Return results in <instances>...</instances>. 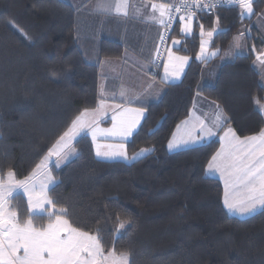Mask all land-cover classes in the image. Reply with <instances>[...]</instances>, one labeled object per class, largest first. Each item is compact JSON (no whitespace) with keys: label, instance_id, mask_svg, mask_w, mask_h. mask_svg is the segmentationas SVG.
Wrapping results in <instances>:
<instances>
[{"label":"trees","instance_id":"obj_1","mask_svg":"<svg viewBox=\"0 0 264 264\" xmlns=\"http://www.w3.org/2000/svg\"><path fill=\"white\" fill-rule=\"evenodd\" d=\"M252 4L256 16L264 0ZM242 13L239 6L200 15L207 27L218 17L224 28L213 47L225 50L251 22H240ZM252 29L247 52L225 62L214 85L200 86L203 63L192 60L180 82L165 84L161 97L144 106L127 149L151 147L146 156L100 159L83 134L74 142L77 155L52 166L55 207L67 210L73 227L96 235L104 252L125 254L129 264H264V209L247 218L230 215L222 182L206 175L219 139L168 150L197 93L217 102L240 135L264 129L257 107L264 87L254 67L264 39ZM197 44L196 35L183 51L194 55ZM123 52L120 43L79 36L76 10L65 0H0V176L13 171L24 179L34 172L71 122L97 106L101 60ZM12 201L20 219L47 224L49 213L30 214L23 194Z\"/></svg>","mask_w":264,"mask_h":264},{"label":"snow or ice","instance_id":"obj_2","mask_svg":"<svg viewBox=\"0 0 264 264\" xmlns=\"http://www.w3.org/2000/svg\"><path fill=\"white\" fill-rule=\"evenodd\" d=\"M238 2L247 13H252V0H238ZM98 7L108 10L103 3H100ZM114 7L116 12H120L121 8L125 7V0H120ZM206 7L210 8L212 5H204L200 0H185L181 9H177L186 13L181 15L177 22L183 24L184 33H190L192 30L191 22L196 16L195 9L203 10ZM153 10H159L160 23L166 30L169 29L173 23L171 8L168 5H153ZM166 12L168 18L163 19ZM218 19L217 17V22ZM199 27L201 36H213V31L205 33L203 24ZM165 39L161 35V44H164ZM179 43V41H173L174 45ZM205 43L207 41L202 42L200 46L201 56L205 50ZM159 58V48H157V59ZM258 59L264 60V54H261ZM188 60L189 57L176 55L169 50L167 62L162 65L164 80H168L169 77H179ZM150 94L149 92L148 95ZM126 95V92H121V96ZM139 99L137 97V101ZM108 107L105 98L101 95L97 107L81 112L49 150L48 157L36 166V170L46 169L50 157H56L57 164L61 159H67L68 155L74 151L69 142L81 132H90L94 142L98 137L119 142L97 143V156L110 160L143 157L147 150H141L136 156L129 157L125 145L140 127L141 120L145 116V108H124L117 104L111 116L112 126L101 128L100 122L108 115ZM195 121V124H191L190 127V121H184L186 126L184 135L179 138L174 135L168 148L175 149L188 144H198L217 136L221 147L211 156L207 171L208 173L218 172L223 179V206L228 212L241 214L264 208V131L241 138L228 127L227 118L222 110L211 125L200 118H195ZM35 176L36 172L23 180H16L15 174L11 171L8 172L6 179L0 176V264H128L126 255L117 257L113 252L104 256L99 238L73 227L65 218L66 209L61 208L57 212L55 203L46 193L47 184L40 183L37 186ZM48 178L51 179V176L49 175ZM18 188L23 189L27 195L30 209L49 212L46 225L34 224L31 216L20 219L17 212L10 209L11 197ZM120 227L123 228L124 225L121 224Z\"/></svg>","mask_w":264,"mask_h":264},{"label":"crops","instance_id":"obj_3","mask_svg":"<svg viewBox=\"0 0 264 264\" xmlns=\"http://www.w3.org/2000/svg\"><path fill=\"white\" fill-rule=\"evenodd\" d=\"M65 1H67L70 6L76 10V28L79 36L89 37L95 40H110L123 45L124 52L120 57L104 58L101 60L99 66V96L101 98V95H103L109 105L107 109L108 115L102 120L105 121L107 119V121L104 122L105 124H108L105 125L107 128L112 126L110 121L112 123L111 116L115 110V105L119 104L124 108L144 107L147 103L158 100L161 97L165 84L180 82L183 79L189 66V60L184 66L183 72L179 77H169L168 80H164V70L162 65L167 62V52L170 50L176 55L189 57L190 54L183 51L184 48L186 49L187 47L188 39L197 35L199 42V38L201 37L198 34V31L200 30L199 25H207L200 17L201 14L196 15L191 22V32L184 33L183 24L177 23L179 21L178 18L168 40L164 57L158 67L157 48H160V37L163 35L165 28L160 23L161 17L159 10L154 11L153 5H168L170 7L171 5L176 4L178 0H125V7H122L120 12H116L114 7L118 2H120V0ZM100 3H103L105 8L108 10L105 11L103 8L98 7ZM242 9L244 10L243 7ZM167 18L168 13L166 12L163 19ZM256 18L257 17L253 18L254 21L250 20L251 22L253 21L251 23L252 25L240 26L230 46L225 50L213 47V39L215 37L213 36L211 48L212 50L217 51V56L210 61L204 60L206 62H202L203 66L208 65L209 62H213L217 59L216 64L219 62L217 65L219 67L217 76H219L220 69L225 62L247 52L246 38L248 30L250 32V30L253 31L252 28L257 29L259 35H262L264 39V23L262 22L261 17L258 19ZM222 30H224V28L218 32ZM242 30L243 32L241 33ZM173 41H179L180 43L174 45ZM235 42L237 46L234 44ZM232 54H234V58H232ZM261 54H264V48L256 53L254 67L259 72L260 82L264 87V60L258 59ZM121 92H126L127 95L121 96ZM149 92L151 93L150 95H148ZM137 97L140 98L139 101H137ZM129 100H131V103H129ZM257 107L264 114V102L258 103ZM192 109V115L194 117L196 116V118L203 119L205 123L209 125H211L216 116L222 110L224 116L227 118L228 127L234 128L229 123V118L223 108L217 102L206 98L201 93H197L195 96ZM143 119L144 118H142L141 123ZM262 131H264V129ZM88 133L82 132V134L89 135ZM222 134L223 133L221 132L220 135ZM215 138L218 137L213 136L210 140ZM130 139L131 137L129 140ZM207 141L208 139L198 144H188L185 145V148L202 145ZM72 146H74V144ZM94 146L96 152V143ZM51 165L53 166V164ZM215 178H218V176H215ZM263 209L264 208H258V210L252 213L241 214L236 212L235 214L237 215L236 217L246 218L249 217V215L255 214Z\"/></svg>","mask_w":264,"mask_h":264},{"label":"rangeland","instance_id":"obj_4","mask_svg":"<svg viewBox=\"0 0 264 264\" xmlns=\"http://www.w3.org/2000/svg\"><path fill=\"white\" fill-rule=\"evenodd\" d=\"M255 17H257L256 19H258L259 17H261V19H262V22L264 23V7L259 11V13L255 16ZM254 21V20H253ZM252 21V22H253ZM252 22H248L247 24H244V25H247V26H249V25H252L251 23ZM204 27V31H205V33H207L208 31H213V36H215L216 34H218L219 32V30H221V29H223V27L221 26V24H220V21H218L217 22V19H216V21H215V24H214V26L213 27H207V26H203ZM250 29V28H249ZM218 32V33H217ZM243 32V30L241 31V33ZM198 34H199V36H201L200 35V30L198 31ZM248 35H252V31L250 30V32H249V30H248ZM213 36L212 37H208L207 35H204V36H201L200 38H199V44H197L198 46H197V51L194 53V55H189V64L192 62V60H196V61H198V62H203L204 60H206V61H210V60H212L213 58H215L216 56H217V51H215V50H212V38H213ZM240 37V36H239ZM261 38H263V36L261 35ZM205 41H207V43H205V45H204V53H203V55L201 56V53H200V46H201V43L202 42H205ZM236 46H237V44H236V42L234 43ZM253 49H255V45H253ZM239 52V51H238ZM234 56V54H232V58H234L233 57ZM206 61H204L203 63H205ZM217 59L216 60H214L213 62H209L208 63V65H205V66H202V80H201V82H200V86H203V85H210V86H212V85H214L215 83H216V80H217V78H218V76H217V74H218V69H219V67L217 66L218 64H219V62H218V64H216L217 62ZM95 108V107H94ZM90 109H93V108H90ZM84 111V110H83ZM82 111V112H83ZM193 109L191 108V110H190V113H189V116H187V118H185L183 121H181L178 125H177V127H176V129H175V131L173 132V135H172V137L175 135V136H177V138H179L180 136H183L184 135V132H185V130H186V126L184 125V121H190V125H189V127L191 126V124H195V118H196V116L194 117L193 115ZM80 115V114H79ZM78 115V116H79ZM76 119V118H75ZM107 121V119L105 120V121H101L100 122V127L101 128H107L105 125H108V124H105L104 122H106ZM110 124H112L111 123V121H110ZM71 126V125H70ZM179 129V130H178ZM233 130H234V128H232ZM68 130V129H67ZM66 130V131H67ZM235 132H236V134L238 135V136H240L241 138H244V137H246V136H242V135H240L236 130H235ZM82 134V132L79 134V135H77L73 140H71L70 142H69V145H70V147L72 148V149H74V151L70 154V155H68V157H67V159H61L60 160V162H59V164H57L56 163V160H57V158L56 157H50L49 159H48V162H47V167H46V169H40L39 171H37L36 169L34 170V172H36V176H35V180H36V183H37V186H39V184L40 183H45V184H47V188H46V193H47V195H48V197L52 200V198L50 197V194H49V190L57 183V181H58V179L56 178V176H55V174H54V171H53V167H52V165L51 164H53V166H55L56 168H59V167H61V166H63L64 164H66L67 162H69L70 160H72L76 155H77V151H76V149L74 148V146H72L73 144H74V142H75V140H76V138L78 137H80V135ZM89 134V136H90V138H91V140H92V137H91V133L89 132L88 133ZM83 135V134H82ZM222 136V135H221ZM248 136H251V135H248ZM172 137H171V139L169 140V142L172 140ZM77 138V139H78ZM216 139V138H215ZM214 140V139H213ZM209 141H211L210 139H208V141L207 142H209ZM92 142H93V144H97V143H99V144H108V143H113V144H115V143H119L118 141H116V140H104L103 138H100V137H98V139H97V141H93L92 140ZM57 143V142H56ZM55 143V144H56ZM54 144V145H55ZM169 144V143H168ZM53 145V146H54ZM52 146V147H53ZM125 147H126V150H127V153H128V156L129 157H134V156H136L141 150H147L146 152H145V154H144V156H146L148 153H150L151 151H152V148L151 147H142V148H140L139 150H137L135 153H133V154H130L129 152H128V149H127V143H126V145H125ZM186 146H182V147H179V148H175V149H169L168 148V150L170 151V152H172V151H177V150H180L181 148H185ZM220 147H221V143H220V146H219V149H220ZM94 149H95V146H94ZM218 149V150H219ZM103 150V149H102ZM217 150V151H218ZM96 153V152H95ZM97 156V155H96ZM143 156V157H144ZM46 157H48V154H47V156ZM45 157V158H46ZM98 158H100V159H104V160H110V159H106V158H104V157H101V156H97ZM45 158L42 160V161H44L45 160ZM142 158V157H141ZM140 159V158H139ZM115 160H124V161H128V162H133V161H135V160H137V159H120V158H117V159H115ZM41 161V162H42ZM11 172H13V171H11ZM33 172V173H34ZM14 173V172H13ZM33 173L31 174V175H33ZM8 174V173H7ZM7 174L5 175V179L7 178ZM15 174V173H14ZM30 175V176H31ZM49 175L51 176V179H49L48 177H49ZM206 175L207 176H210V177H215V176H218V178L221 180V182H222V184H223V189H224V182H223V179L221 178V176H220V174L218 173V172H215V173H208V171H207V167H206ZM15 179L16 180H23V179H19V178H17L16 177V175H15ZM25 179V178H24ZM19 193H21V194H23L24 195V197L26 198V201H27V195L24 193V191H23V189H16L14 192H13V195H12V197H11V203H10V205H9V207H10V209L11 210H14V211H16L17 212V210H15L14 208H13V201H12V198L16 195V194H19ZM53 201V200H52ZM27 205H28V201H27ZM46 207H48V206H46ZM56 208V207H55ZM28 210H29V213L30 214H44V213H49V212H45V211H41V210H38V209H36V210H33V209H30L29 208V206H28ZM258 210V209H257ZM49 211H51V208H49ZM56 211L57 212H59V209H57L56 208ZM228 211V210H227ZM236 212H229V214L230 215H232V216H237L236 214H235ZM17 214H18V212H17ZM253 215V214H252ZM249 216H251V215H249ZM18 218H19V214H18ZM247 218V217H246ZM70 223V222H69ZM91 235H93V236H96V235H94V234H91ZM97 237V236H96ZM110 253H113V252H104L103 251V254H104V256H108ZM21 254H22V252H21ZM115 255L117 256V257H121V256H125V254H121V255H119V254H116L115 253ZM127 256V255H126ZM128 257V256H127ZM128 264H129V257H128Z\"/></svg>","mask_w":264,"mask_h":264},{"label":"built area","instance_id":"obj_5","mask_svg":"<svg viewBox=\"0 0 264 264\" xmlns=\"http://www.w3.org/2000/svg\"><path fill=\"white\" fill-rule=\"evenodd\" d=\"M200 2L204 5H212V7L210 8H204L203 10L201 9H195L196 11V15L199 14H207V15H211L214 14L215 12L221 10V9H225V8H232V7H239L241 6L240 3L238 2V0H200ZM185 3V0H178V2L176 4H173L170 6L171 8V16L173 19V23L170 26L169 29H165L163 36L166 38L164 44L160 43V48H159V59H157V65L158 67L161 64V61L164 57V53L165 50L167 48L168 45V40L171 36L172 30L174 28V24L177 21V19L181 16V15H186V13L183 10H177V9H181V5H183Z\"/></svg>","mask_w":264,"mask_h":264},{"label":"water","instance_id":"obj_6","mask_svg":"<svg viewBox=\"0 0 264 264\" xmlns=\"http://www.w3.org/2000/svg\"><path fill=\"white\" fill-rule=\"evenodd\" d=\"M256 9L252 4V13L249 14L245 11V9L243 10V13L241 14V19L240 22H244V21H250L256 14Z\"/></svg>","mask_w":264,"mask_h":264}]
</instances>
